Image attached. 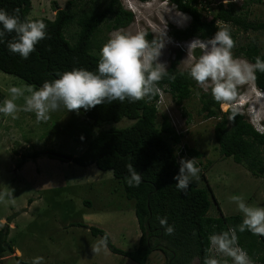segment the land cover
Returning a JSON list of instances; mask_svg holds the SVG:
<instances>
[{
  "label": "trees",
  "instance_id": "16d2710c",
  "mask_svg": "<svg viewBox=\"0 0 264 264\" xmlns=\"http://www.w3.org/2000/svg\"><path fill=\"white\" fill-rule=\"evenodd\" d=\"M91 1L95 3L93 7L78 11L66 8L71 4L69 0L66 7L57 8L54 18L50 19L45 16H29L31 0H0V9L10 14L19 9L22 20H42L47 25L46 31L50 37L36 45L35 52L25 60L18 54L9 52L7 41L12 39L14 34L7 35L4 42H0V71L17 76L37 89L45 81L55 80L59 78V74L74 68L95 71L99 60L98 52L104 45L100 41L97 43L95 39L100 25L111 18L109 30H118L132 23L134 15L122 6L120 0ZM211 1L170 0L178 11L189 15L191 21L182 29L172 27L168 34L176 41H185L193 37L207 41L220 28L228 27L237 45L235 30L243 32L264 30V19L247 20L236 12L235 4L232 2L227 5L217 3L211 18L205 19L204 12L208 10ZM261 1L243 0L241 6ZM69 24L78 26L73 42L65 36V29ZM145 33L149 41L162 38L153 35L149 30ZM233 51L234 56H243L251 63H255L257 56L264 60V53L253 40L235 47ZM199 52L200 49H196L195 54L198 56ZM181 56L182 51L177 49L167 68L169 76L175 77L174 81L166 76L159 87L169 93L178 106L195 92L198 93L201 104L198 112L204 114L206 118H217L213 132L221 155L232 157L255 176L264 175V162L259 155L261 148H264V132L256 130L244 114L233 108L222 112L220 104L213 100L210 90L203 91L189 77V70L177 69ZM253 81L260 91H264V73L257 71L256 79ZM3 98L0 91V103ZM157 99L158 95L149 102L130 103L125 100L123 103L98 105L88 111L80 110L97 132L84 138L87 142L85 150L80 155L72 156L71 161L80 166L95 165L99 170L111 171L123 186L126 198L134 201V214L141 233L134 249L123 250L111 242L105 230L95 226H82L87 227L92 235L101 238L107 235L106 247L111 252L125 256L137 264H147L148 256L154 251H160L164 255V264H191L194 258L198 259V264H203L205 256L209 255L207 252L210 246L209 236L239 225L243 217L239 214L224 215L221 212L218 216L207 215L210 197L214 200L215 198L209 186L207 188L200 186L201 180L206 178L203 171L199 173L200 180L190 183L186 193L176 188L178 181L174 177L179 174L180 167L176 159V149L182 142L183 134L176 132L166 114L161 115V121L157 125ZM122 118L132 122L122 127L104 126L111 122H119ZM187 151L191 156L200 159L201 154L198 150L187 147ZM52 152L55 151L49 149L46 154L52 158L56 157ZM41 153L39 150L22 153L17 167L22 166L30 158H37ZM128 163H132L136 171L142 174V182L138 187H130L127 184ZM157 217L167 218L168 225L174 226L172 235H165V229L159 224ZM8 233L7 224L0 228V258L14 251L8 240ZM237 235L239 244L247 251L253 262L264 264V237L254 236L248 231L238 232ZM14 258L20 264H29L19 256ZM0 264H3L2 259Z\"/></svg>",
  "mask_w": 264,
  "mask_h": 264
},
{
  "label": "rangeland",
  "instance_id": "374dc122",
  "mask_svg": "<svg viewBox=\"0 0 264 264\" xmlns=\"http://www.w3.org/2000/svg\"><path fill=\"white\" fill-rule=\"evenodd\" d=\"M67 1L69 0H31L29 16L53 19L56 9L65 8ZM70 1L71 4L66 8L78 11L89 10L95 5L91 0ZM120 1L126 10L133 13L134 20L118 30L131 34L149 30L153 35L163 38L166 27V42L160 62L168 68L177 49H180L182 56L177 69L190 70L202 50L197 56L195 49L193 57L187 58L188 45L194 39L176 41L168 34L172 27H186L191 21L189 15L179 12L170 0ZM219 2L224 4L223 0L209 2L208 10L204 12L205 19L211 18ZM242 2L243 0L232 2L237 13L250 21L264 19V0L246 6H241ZM177 12L182 15H177ZM110 22L111 18L100 25L95 38L97 43L100 41L105 44L118 31L109 30ZM77 31L76 24L66 27L65 36L70 42L74 41ZM235 32L236 48L253 40L264 53V30ZM232 52L234 54L235 51ZM234 57L248 61L243 56ZM24 85L31 84L0 71V91L4 96L0 104L10 98V87ZM247 99L251 104L252 114L245 115L246 119L254 123L264 121V91H259L253 80L239 87L236 101L220 104V110H241V104ZM162 102L157 112V125L161 121V115L169 113L176 126L184 131L182 142L201 154L200 171H203L206 178L201 180L200 186H209L215 198L210 197L207 215L218 216L221 212L224 215L242 216L236 204L229 199L232 195L243 196L250 206L264 207V175L255 176L232 157L221 155L213 132L217 118H206L198 112L201 105L198 93L195 92L178 106L166 92ZM17 103L22 105L23 100ZM131 122L122 118L119 122L104 126L122 127ZM96 132L97 129L81 111L77 115L62 108L51 113L47 123H37L34 113L21 111L18 119L0 114V192L11 188L15 197L14 205L0 203V228L8 225V240L20 251L19 255L13 251L0 258L3 264H20L14 256H19L29 264H33L38 257L43 258L41 264H137L125 256L111 252L107 247L95 255L92 245L97 244L101 237L92 235L87 227L82 226H95L105 230L111 242L120 249L132 250L137 246L140 230L134 214V201L126 198L120 181L111 171L99 170L95 165L80 166L73 161H62L46 154L47 150L53 149L60 154L80 155L87 146L84 138L93 136ZM34 150L42 153L17 167L20 155ZM259 155L264 162V148H261ZM16 212L19 213L6 222ZM218 259L223 264L226 258ZM227 259L228 264H232L230 258ZM164 263L165 258L160 251H154L148 256L147 264ZM191 264H198V259L194 258Z\"/></svg>",
  "mask_w": 264,
  "mask_h": 264
},
{
  "label": "clouds",
  "instance_id": "9594fccd",
  "mask_svg": "<svg viewBox=\"0 0 264 264\" xmlns=\"http://www.w3.org/2000/svg\"><path fill=\"white\" fill-rule=\"evenodd\" d=\"M230 2L235 0H223L225 5ZM19 11L16 9L14 14H10L0 9V42H4L7 35L14 34L7 41V48L10 53L26 60L35 52L36 45L50 37L46 31L47 25L42 20H22ZM179 12L177 15H182ZM165 28L163 38H154L152 41L146 39L145 32H114L100 49L95 71L74 68L59 74L55 80L45 81L39 89L34 85L12 86L8 89L10 98L0 104V114L18 119L21 111L34 113L37 123H47L51 113L62 108L79 115L81 109L88 111L105 103L151 101L161 92L160 82L169 76L166 65L159 59L166 42ZM190 39L194 40L188 45L187 58H192L197 48L202 50V54L192 63L188 75L202 89L210 90L216 103H233L238 97L240 86L255 80L257 71L264 73V60L261 57L257 56L255 63H249L233 56L236 41L228 27L220 28L207 41L197 37ZM169 79L174 81L175 77L169 76ZM20 100H23L22 105L17 103ZM241 105L242 109L237 111L250 116L252 108L249 99ZM256 122L251 120L250 123L256 130L264 132V121ZM179 164V174L174 177L178 181L176 188L186 193L190 183L200 180V169L195 166V158L181 159ZM126 167L129 173L127 184L138 187L142 182V174L136 171L132 163ZM13 191L8 188L0 192V203L14 205ZM229 199L242 214V223L209 236V255L205 256L203 264H222L217 257L226 258L223 264H228L227 258L231 259L232 264H254L248 253L239 246L237 233L248 231L254 236L264 237V207L248 205L241 195H232ZM157 219L164 227L165 235L174 233V226L168 225L167 218ZM107 242L108 236L105 235L92 245L94 254H100ZM42 260V257H38L33 264H41Z\"/></svg>",
  "mask_w": 264,
  "mask_h": 264
},
{
  "label": "built area",
  "instance_id": "2783aa9c",
  "mask_svg": "<svg viewBox=\"0 0 264 264\" xmlns=\"http://www.w3.org/2000/svg\"><path fill=\"white\" fill-rule=\"evenodd\" d=\"M164 93H166L165 91H164V89H162L161 88V92L158 94V99H157V101H156V104H157V107L159 108L162 104H163V100H164ZM168 115V117H169V119H170V122H171V124H172V126L174 127V129L176 130V132L178 133V134H183L184 133V131L183 130H181L179 127H177L176 126V123H175V121H174V119L171 117V115L168 113L167 114ZM193 158H195V166H197L199 169L201 168V163H200V159L199 158H197V157H194V156H191L190 154H189V152L187 151V147H186V145L183 143V142H180L179 144H178V147H177V149H176V159H177V162L179 163V161L181 160V159H193ZM239 243V242H238ZM239 246L241 247V248H243L240 244H239ZM244 249V248H243ZM245 250V249H244ZM246 251V250H245ZM247 252V251H246ZM259 262H254V264H258Z\"/></svg>",
  "mask_w": 264,
  "mask_h": 264
},
{
  "label": "water",
  "instance_id": "95a60500",
  "mask_svg": "<svg viewBox=\"0 0 264 264\" xmlns=\"http://www.w3.org/2000/svg\"><path fill=\"white\" fill-rule=\"evenodd\" d=\"M52 154L56 157L71 161L72 160V156L66 155V154H60L57 152H52ZM19 212L13 213V215H11V217L6 221L9 222L11 220L12 217H14L15 215H17Z\"/></svg>",
  "mask_w": 264,
  "mask_h": 264
},
{
  "label": "crops",
  "instance_id": "0c3cea01",
  "mask_svg": "<svg viewBox=\"0 0 264 264\" xmlns=\"http://www.w3.org/2000/svg\"><path fill=\"white\" fill-rule=\"evenodd\" d=\"M31 202V200L29 201V203ZM2 220L3 219H1V222H2ZM140 230V229H139ZM139 233H141V232H139ZM14 253L16 254V255H19V253H20V251L17 249V248H14ZM217 258H220V257H217Z\"/></svg>",
  "mask_w": 264,
  "mask_h": 264
}]
</instances>
